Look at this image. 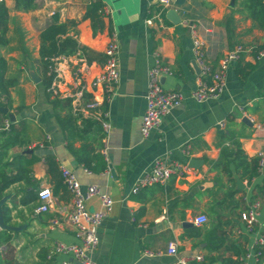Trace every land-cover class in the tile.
I'll return each mask as SVG.
<instances>
[{
	"label": "crops",
	"instance_id": "0c3cea01",
	"mask_svg": "<svg viewBox=\"0 0 264 264\" xmlns=\"http://www.w3.org/2000/svg\"><path fill=\"white\" fill-rule=\"evenodd\" d=\"M93 1L36 0L29 12L19 11L13 0L3 3L9 9V31L8 45L0 47V56L8 62V77L12 75L19 82L11 90L10 113L23 130L25 142L24 147L12 149L10 155L32 150L40 160L31 168L29 185L17 183L5 192L9 198L4 205L10 218L7 226L19 231H8L11 241L0 248V264L1 259L11 264H62L64 257L48 258L55 245L79 243L69 225H50L52 218L71 211L72 197L65 188H58L47 173V153L56 157L60 170L65 167L73 171L83 193L96 185L115 201L111 214L99 228L100 242L92 255L96 264H224L225 260L231 264H264V256L258 262L242 260L253 249L257 235L249 234L240 220L241 213L256 201L262 203L264 219V201L256 199L264 194L256 188L264 186V174L259 171L250 183L235 174L245 190L232 196L236 180L233 183L220 168L212 169L224 143L219 136L228 131L240 140L249 160L264 153V57H256V49L264 44V31L249 17L245 0H184L182 5L174 0L166 12L159 0H101L105 29L98 33L92 22L84 19ZM170 11H174L179 23L168 16ZM54 14L60 15L62 23H77L69 36L92 55V60L87 57V82L103 72L110 37H118L120 81L116 97L108 106L111 129L107 133L101 124L102 132L81 127L82 119L78 118L75 124L82 131L71 135V125L60 120L72 110L66 101L54 107L41 84L40 34ZM150 19L152 25L147 24ZM188 25L196 26L205 43L207 61L215 68L224 55L238 46L246 49L241 61L228 70L224 92L217 100L200 104L190 97L200 74L195 70ZM157 53L172 72L163 78L164 88L180 91L186 99L144 138L141 124L147 107L148 72L155 65ZM23 60L30 66L26 67ZM244 118L250 120L251 126L243 123ZM158 158L187 164L191 171L133 195V186L150 172ZM193 160L197 163L192 164ZM231 171H235L234 166ZM45 188L51 189L54 203L48 213L37 215L38 194ZM31 189L37 201L21 205L22 197ZM87 207L92 212L99 210L100 200H89ZM199 215H206L209 223L195 226L191 220ZM219 215L223 217L221 229L209 237ZM193 228H199L201 234ZM171 242L177 244L176 255L168 254ZM147 251L155 256H145ZM197 256H203L205 262H197Z\"/></svg>",
	"mask_w": 264,
	"mask_h": 264
},
{
	"label": "built area",
	"instance_id": "2783aa9c",
	"mask_svg": "<svg viewBox=\"0 0 264 264\" xmlns=\"http://www.w3.org/2000/svg\"><path fill=\"white\" fill-rule=\"evenodd\" d=\"M4 2L5 0H0V3ZM173 3L174 0H159L161 8L165 12ZM157 17L160 19L161 15ZM152 23V19L147 21L149 25ZM188 26L193 41L195 63L200 68L199 83L191 92L190 97L200 104L217 100L224 92L228 70L232 65L241 61L246 49L243 46H238L224 55L219 61L218 68H215L207 61L205 43L198 35L196 26ZM119 50L118 37L116 34H112L105 51L106 59L103 64V72L91 82H87L85 79V73L89 70L90 64L81 50L73 56L52 58L49 69V75H54L53 82L48 89L52 97L69 101L74 116L99 122L106 133L111 129L108 106L116 97L120 81ZM257 55V59L263 58L264 50L259 51ZM171 74V69L163 63L161 56L157 53L155 65L148 72V90L145 96L147 107L141 124V134L144 138H147L161 124L163 118L172 109L180 107L185 102L186 96L182 92L168 91L164 88L162 80ZM10 123V120L6 122L5 129H9ZM221 127H224L223 123ZM47 141H50V137H47ZM258 158L260 161L259 171L264 174V153L261 152ZM190 171L191 167L187 164L169 163L165 158H158L150 172L136 182L131 192L133 195H137L147 187L157 184L164 185L172 177H184ZM61 174L63 184L72 197V209L60 217L52 218L50 225L53 228L61 227L64 224L69 225L74 229L79 243H57L48 258L64 257L62 264H96L92 255L100 242L99 228L111 214L115 201L96 185L89 186L87 192L83 193L76 175L68 168H61ZM38 197L39 206L35 211L36 214L48 213L54 203L51 189L41 190ZM94 198L100 200V208L92 212L88 209L87 202ZM261 209L262 203L256 201L240 215V220L244 223L246 231L249 234L257 235L253 249L243 256V261L258 262L264 256V219H262ZM191 222L197 227H202L209 223V219L206 215H199ZM177 252V244L171 242L168 246V254L176 255ZM145 256L153 257L155 254L147 251ZM195 260L200 263L205 262L203 256H197Z\"/></svg>",
	"mask_w": 264,
	"mask_h": 264
},
{
	"label": "trees",
	"instance_id": "16d2710c",
	"mask_svg": "<svg viewBox=\"0 0 264 264\" xmlns=\"http://www.w3.org/2000/svg\"><path fill=\"white\" fill-rule=\"evenodd\" d=\"M15 6L19 11L29 12L34 9L36 0H13ZM246 8L249 11V17L257 24V26L264 31V0H245ZM104 4L101 0H94L91 5L88 6L84 15L85 20H90L93 25L95 33L103 32L105 24L103 21ZM9 9L3 3H0V47H6L8 45L7 34L9 31ZM75 21H69L62 23L60 21V15L54 14L50 23L40 34V52L39 63L42 66L41 84L46 90L48 99L51 101L54 107L63 103V100L53 98L51 100V93L48 92L54 75H49V69L51 66V59L60 56H73L79 50H81L89 60H92L91 53L86 48H81L76 39L69 36L71 30L76 27ZM264 50V44L256 49V57L258 52ZM8 62L0 56V107L9 109V112L13 110V103L11 97V90L18 85L17 78L8 77ZM65 105L71 110V104L65 100ZM78 117L70 111L69 114L62 118L61 122L69 123L70 130L79 131L81 128L75 124ZM80 119V118H79ZM10 120L8 115H4L0 112V200L5 197V192L13 185L17 183L30 184L31 168L39 162L40 158L34 153L31 154H19L15 157H11L10 152L16 147H24L25 142L22 140L23 130L18 128L17 124L10 123L9 129L6 128V122ZM81 127H94L102 132V128L99 122L92 119H82ZM70 140V137H67ZM224 144L221 145V157L215 163H213L212 169H221L226 173L231 181L235 183V174H241L243 179H247L249 183L257 176H259V158L249 160L243 152L242 144L240 140L231 131L222 133L219 136ZM33 150H38L34 148ZM44 160L47 167V173L53 178L58 188H65L62 180L61 170L59 163L53 154L47 153L44 156ZM231 166H234L235 171H231ZM106 167V166H105ZM104 167V168H105ZM260 192L264 191V186H256ZM66 189V188H65ZM240 191L236 188L232 192V196H235ZM37 201V196L33 189L25 193L21 199V205L28 206ZM4 220L8 225L10 218L8 217V209L4 206ZM223 217L220 215L216 217L215 223L212 225L208 236L218 233L223 224ZM231 221H228L230 223ZM199 235L201 230L199 228H193ZM11 241V235L8 231L3 230L0 232V248ZM7 259H1V263L5 264ZM8 264L11 262L7 261ZM230 260H225L224 264H231ZM212 263V262H211Z\"/></svg>",
	"mask_w": 264,
	"mask_h": 264
},
{
	"label": "water",
	"instance_id": "95a60500",
	"mask_svg": "<svg viewBox=\"0 0 264 264\" xmlns=\"http://www.w3.org/2000/svg\"><path fill=\"white\" fill-rule=\"evenodd\" d=\"M183 3H184V0H177V2H176L177 5H182ZM168 16L171 18V20L173 22L179 23L175 19V13H174V11H170L169 14H168ZM195 70H196L197 74H200V68L197 65H195ZM33 79L37 83H39V81H40V79L38 77H36V76H34ZM0 112L3 113L4 115H8L11 123H15L16 118H15V116L13 114H11L9 112V109L8 108L0 107ZM243 123L251 126V122H250V120L248 118H244L243 119ZM25 153L31 154V153H33V151L32 150H28ZM191 163L192 164L197 163V160H193ZM110 169H111V173H112L113 177H115V171L113 170L112 167H110ZM234 178H235L236 183H237V189L238 190H241V191L242 190H245V185L243 184V182L241 181V179L238 176H235ZM8 199H9L8 197H5V198H3V199L0 200V228L2 230L17 232V231H19L18 228H13V227L7 226L5 224L3 207H4L5 203L8 201Z\"/></svg>",
	"mask_w": 264,
	"mask_h": 264
},
{
	"label": "rangeland",
	"instance_id": "374dc122",
	"mask_svg": "<svg viewBox=\"0 0 264 264\" xmlns=\"http://www.w3.org/2000/svg\"><path fill=\"white\" fill-rule=\"evenodd\" d=\"M15 61H16V60H15ZM23 61H25V63H26V67H29V66H30V63H28L26 60H23ZM31 63H34V61H32ZM10 76L12 77V75H10ZM263 195H264V194L257 196L256 199H259V200H261V201H264V197H263Z\"/></svg>",
	"mask_w": 264,
	"mask_h": 264
}]
</instances>
